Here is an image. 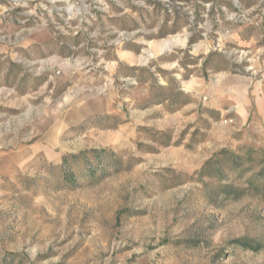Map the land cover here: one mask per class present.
<instances>
[{
    "label": "rangeland",
    "instance_id": "1",
    "mask_svg": "<svg viewBox=\"0 0 264 264\" xmlns=\"http://www.w3.org/2000/svg\"><path fill=\"white\" fill-rule=\"evenodd\" d=\"M241 85L264 113V0H0V264H264Z\"/></svg>",
    "mask_w": 264,
    "mask_h": 264
},
{
    "label": "crops",
    "instance_id": "2",
    "mask_svg": "<svg viewBox=\"0 0 264 264\" xmlns=\"http://www.w3.org/2000/svg\"><path fill=\"white\" fill-rule=\"evenodd\" d=\"M197 81L198 82L195 81L194 83L197 86H200L201 82H199V80H197ZM228 81H229V79L227 77H224L222 79L221 83H220L221 86L225 85ZM240 87H241V91H237L236 94H234V96H232L235 101L231 102L230 107L233 108V109L234 108H240L242 114L238 117V120H239V122L241 124L248 122V119H249L250 114H251V109L253 107L256 108L257 114H256V120H255L254 124L256 126H261L262 127V130L259 129L258 138H259V141L264 144V127H263V124H264V113L261 111V109H260V107L258 105V100L254 99V98L251 99V96L246 91V88H244L245 87L244 85H241ZM210 90H212L211 87L210 88L209 87L205 88V91H206L207 95H209L208 97H206L207 100H209L208 98H210V96H211V98H214L216 96L217 97V99H216L217 108L218 109L222 108L224 101L219 98V95L224 96V94H220V92H218L219 90H216V89L213 88L214 93H212L210 95L209 94ZM192 107L193 106H191L190 108H187V109H192ZM215 131L218 134L219 133L220 134L223 133L222 130L218 132L216 129H212L209 132V134L211 136V139L214 138ZM216 140L218 141V145H220L221 147H225V146H227L229 144V140L227 138H224L222 136V134ZM209 143H211L210 145L212 146L213 145V140H211ZM206 146H208V143H207Z\"/></svg>",
    "mask_w": 264,
    "mask_h": 264
},
{
    "label": "trees",
    "instance_id": "3",
    "mask_svg": "<svg viewBox=\"0 0 264 264\" xmlns=\"http://www.w3.org/2000/svg\"><path fill=\"white\" fill-rule=\"evenodd\" d=\"M163 37H165L164 34L161 35V38H163ZM166 101H167V99H163V100L158 101L157 103L158 104H163V102L165 103ZM252 154L253 153H250L249 157L247 156L249 158V160H250V162H248V161H246L247 157L237 156L234 153L230 152L229 150H225L224 149L221 152L215 154L212 158H210L205 163L204 168H206L209 165H211L212 163H214V161L220 156V157L232 158L233 161H232L231 164L235 165V166H238L239 169H242L243 167H246V165H252L253 164L254 161L252 160ZM65 162H66V160H65ZM262 164H263V168L260 171V173L258 175H256V176H257L258 180L262 181V184H261L260 188H262L264 190V155H263V159H262ZM250 167L249 168H244L243 171H242L243 174L252 171L253 166H250ZM204 168H203V170H204ZM245 191H246L245 189L236 188V187H233V186H227L225 194L230 196V195H233V194H238L240 192L243 193ZM252 249L254 251L257 250V248H252Z\"/></svg>",
    "mask_w": 264,
    "mask_h": 264
},
{
    "label": "water",
    "instance_id": "4",
    "mask_svg": "<svg viewBox=\"0 0 264 264\" xmlns=\"http://www.w3.org/2000/svg\"><path fill=\"white\" fill-rule=\"evenodd\" d=\"M174 46H179V45H176V44H171L169 45V47L163 49V52H166V51H172ZM180 46H184V45H180ZM150 57H153L152 55Z\"/></svg>",
    "mask_w": 264,
    "mask_h": 264
},
{
    "label": "bare ground",
    "instance_id": "5",
    "mask_svg": "<svg viewBox=\"0 0 264 264\" xmlns=\"http://www.w3.org/2000/svg\"><path fill=\"white\" fill-rule=\"evenodd\" d=\"M171 44L183 45L182 43H177L176 40H174L173 42H170V43L166 44V45L162 48V50L165 49V48H167V47H169V45H171ZM162 50H161V51H162Z\"/></svg>",
    "mask_w": 264,
    "mask_h": 264
}]
</instances>
